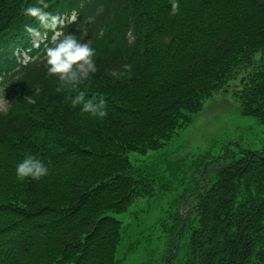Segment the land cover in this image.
Instances as JSON below:
<instances>
[{
	"label": "trees",
	"instance_id": "1",
	"mask_svg": "<svg viewBox=\"0 0 264 264\" xmlns=\"http://www.w3.org/2000/svg\"><path fill=\"white\" fill-rule=\"evenodd\" d=\"M35 2L0 0V69L12 67L14 45L27 44L24 25L39 28L22 15ZM42 3L56 15L77 10L63 31L84 28L96 71L73 89L47 73L43 50L0 82V264H123L128 226L115 214L152 198L183 162L142 175L130 154L158 151L235 80L241 114L264 127V0H179L175 15L170 0ZM78 90L103 97L107 115L73 106ZM233 146L206 162L218 167L207 175L202 167L200 181L190 174L179 206L158 222L165 247L156 264H264V137L258 150ZM25 153L48 175L18 180Z\"/></svg>",
	"mask_w": 264,
	"mask_h": 264
},
{
	"label": "rangeland",
	"instance_id": "2",
	"mask_svg": "<svg viewBox=\"0 0 264 264\" xmlns=\"http://www.w3.org/2000/svg\"><path fill=\"white\" fill-rule=\"evenodd\" d=\"M236 85L237 82L232 81L225 93L206 99L202 109L192 115L191 122L178 129L158 151L137 156L130 154L133 164L139 167L136 168L137 172L142 175L156 170V167L163 169L166 161L181 159L183 162L179 164L182 171L178 177L166 186H156L152 198L140 199L132 210L115 214L128 226L117 251V255L123 258V264H156L160 261L165 240L158 222L179 206L185 191L183 189L192 186L191 173H195L198 181L201 179L197 173L200 170L203 172L202 167H208L205 174L211 173L213 168L218 167L214 166L216 161L211 162L213 165L206 162L215 156H221L223 147L234 149V141L242 149H261L264 128L254 117L240 113L238 101L231 94ZM4 105L5 102L0 99V108ZM135 240V252L129 254L127 259L122 257Z\"/></svg>",
	"mask_w": 264,
	"mask_h": 264
},
{
	"label": "clouds",
	"instance_id": "3",
	"mask_svg": "<svg viewBox=\"0 0 264 264\" xmlns=\"http://www.w3.org/2000/svg\"><path fill=\"white\" fill-rule=\"evenodd\" d=\"M42 6H39L41 5ZM47 7L42 0H36L34 4H28L22 9L25 18H34L39 28L24 25V29L30 35L47 37L50 46L44 49L43 59L48 74H55L56 78L70 85L73 89L88 81L90 74L96 71L95 49L88 39H84L85 30L81 27L80 35L64 32L65 24L77 21V10L71 9L66 18L44 11ZM97 9V14L101 11ZM179 10V0H170L169 13L175 15ZM94 16H88L84 22L92 23ZM39 29H43L40 32ZM51 33L50 37L48 33ZM73 106L80 104V110L90 116L103 118L107 115L106 101L103 97L89 96L85 98V92L78 90L72 97ZM15 175L18 180L31 178L39 180L49 173L47 164L31 153H25L22 159L15 164Z\"/></svg>",
	"mask_w": 264,
	"mask_h": 264
}]
</instances>
